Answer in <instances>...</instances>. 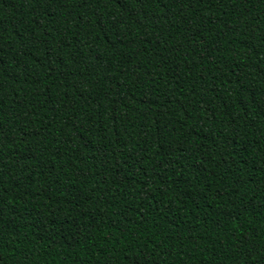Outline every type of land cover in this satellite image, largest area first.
Returning a JSON list of instances; mask_svg holds the SVG:
<instances>
[{"label":"trees","instance_id":"obj_1","mask_svg":"<svg viewBox=\"0 0 264 264\" xmlns=\"http://www.w3.org/2000/svg\"><path fill=\"white\" fill-rule=\"evenodd\" d=\"M0 264H264V0H0Z\"/></svg>","mask_w":264,"mask_h":264}]
</instances>
